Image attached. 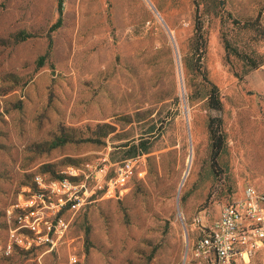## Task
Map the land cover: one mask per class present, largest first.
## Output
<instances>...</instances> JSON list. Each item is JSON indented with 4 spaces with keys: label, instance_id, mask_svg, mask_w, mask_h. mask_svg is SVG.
<instances>
[{
    "label": "rangeland",
    "instance_id": "rangeland-1",
    "mask_svg": "<svg viewBox=\"0 0 264 264\" xmlns=\"http://www.w3.org/2000/svg\"><path fill=\"white\" fill-rule=\"evenodd\" d=\"M221 6L264 28V0H0V241L32 236L15 205L40 192L34 176L84 185L56 248L15 244L0 264H189L225 204L248 183L264 192V66L235 76ZM196 20L219 112L193 66ZM210 117L226 138L216 165ZM127 163L128 182L111 187Z\"/></svg>",
    "mask_w": 264,
    "mask_h": 264
},
{
    "label": "built area",
    "instance_id": "built-area-1",
    "mask_svg": "<svg viewBox=\"0 0 264 264\" xmlns=\"http://www.w3.org/2000/svg\"><path fill=\"white\" fill-rule=\"evenodd\" d=\"M130 172V163L118 168L111 187L114 184L117 189L125 186ZM33 179L40 192L15 205L25 212L20 227L32 236L24 241L16 236V230H11L7 239L0 241V257L10 256L15 244L29 248L33 243L52 251L72 220L64 211L78 209L81 205L83 198L79 192L83 184L68 179L46 182L40 175ZM111 187L108 192L114 189ZM201 231L188 247L189 264H251L257 251L264 247V192L246 184L240 199L225 204L219 217Z\"/></svg>",
    "mask_w": 264,
    "mask_h": 264
},
{
    "label": "trees",
    "instance_id": "trees-1",
    "mask_svg": "<svg viewBox=\"0 0 264 264\" xmlns=\"http://www.w3.org/2000/svg\"><path fill=\"white\" fill-rule=\"evenodd\" d=\"M215 1V0H213ZM61 2L58 3L60 12ZM219 26L220 38L225 52V60L234 67V74L240 80L251 71H255L264 66V54L259 53L250 46V42L264 41V28L255 27L248 23H241L227 12L222 6L219 7ZM199 10V4L195 11ZM248 39V42L244 40ZM207 40L202 30L199 20H196L194 26V35L189 43V49L194 56L193 66L195 70L202 74L205 82L204 94L207 106L210 110L221 111L222 103L218 88L206 76V70L203 67V59L206 53ZM234 63L237 64L235 67ZM207 131L210 142V161L216 165L218 159L226 149V138L223 130V120L221 117H210L207 123ZM147 150L146 146L138 145L135 154H143Z\"/></svg>",
    "mask_w": 264,
    "mask_h": 264
},
{
    "label": "crops",
    "instance_id": "crops-1",
    "mask_svg": "<svg viewBox=\"0 0 264 264\" xmlns=\"http://www.w3.org/2000/svg\"><path fill=\"white\" fill-rule=\"evenodd\" d=\"M240 198H238L237 200H239Z\"/></svg>",
    "mask_w": 264,
    "mask_h": 264
}]
</instances>
